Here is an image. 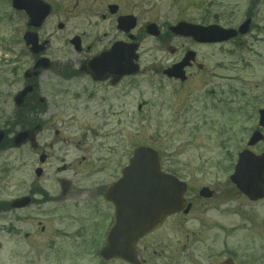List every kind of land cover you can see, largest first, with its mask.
Masks as SVG:
<instances>
[{
	"label": "rangeland",
	"instance_id": "rangeland-1",
	"mask_svg": "<svg viewBox=\"0 0 264 264\" xmlns=\"http://www.w3.org/2000/svg\"><path fill=\"white\" fill-rule=\"evenodd\" d=\"M43 1L52 12L35 32L40 41H48L45 56L51 61L89 60L116 41H126L107 12L110 4L120 8L119 14L135 16L141 26L155 23L161 33L179 21L235 28L251 18V25L249 33L235 41L197 49L209 69L217 62L214 107L203 114L210 124H200L196 104L191 101L183 107L180 95L181 99L163 94L169 105L162 113L136 111L151 97L150 67H164L171 58L155 38L140 37L137 77L113 88L103 86L100 93L106 101L101 105L106 114L98 102L73 112L77 102L54 95L61 83L51 81V73L44 74L39 94L46 112H31L27 118L45 126L33 132L27 144L16 148L7 142L0 147V264H125L99 258L104 231L99 222L105 207L100 199L96 206L90 202L96 190L107 188L119 175L138 146L157 150L163 170L186 182L190 194L197 195L203 186L215 192L214 201L196 204L195 214L184 224L195 237L185 240L184 235L167 232L168 241L153 243L164 255L152 257L151 264H208L212 256L221 259L228 252L236 264H264V200L249 202L229 181L238 152L257 130V111L264 104V0ZM26 23V16L14 11L10 0H0V130L10 139L21 132L14 124L20 109L13 98L27 84L24 74L33 66V56L22 41ZM59 23L64 25L61 31ZM75 36L81 40L80 53L69 44ZM170 44L178 46L176 41ZM46 79L51 81L48 86H58L48 91ZM49 143L52 149L42 167L37 147L41 150ZM250 150L264 153V141ZM36 167L43 168L39 179L34 176ZM33 187L55 199L63 187L68 196L46 203L37 196L38 202L25 210L1 209Z\"/></svg>",
	"mask_w": 264,
	"mask_h": 264
},
{
	"label": "water",
	"instance_id": "water-1",
	"mask_svg": "<svg viewBox=\"0 0 264 264\" xmlns=\"http://www.w3.org/2000/svg\"><path fill=\"white\" fill-rule=\"evenodd\" d=\"M12 7L18 11H24L28 16V26L38 28L42 25L50 12L48 5L40 0H12ZM111 13H115L116 7H110ZM250 21L243 23L238 32L224 30L218 26L201 27L188 23H179L170 31L176 35L191 37L198 43H220L234 39L237 34L244 35L248 32ZM135 27L132 17L118 19V29L125 32ZM62 29V25H58ZM264 30V27H263ZM147 33L157 36L158 31L155 25L147 27ZM27 46H31V52L37 54L43 51V46H38L37 38L32 33L24 35ZM78 50L79 40L71 41ZM136 47H124L117 43L109 52L101 54L90 61L92 68H97L102 73H110L117 77L130 75L136 71L132 64L133 53ZM192 54L186 55L182 63L165 71L183 81L185 79L184 66ZM30 91L26 88L15 98L19 105L23 97ZM259 127H264V108L259 111ZM26 138V133L16 136L15 145L21 144ZM3 134L0 132V143ZM262 140L259 132H254L247 144L248 147L256 145ZM230 181L240 193L250 201H257L264 197V154L254 155L249 150H243L238 154ZM40 171H36V176ZM107 199L115 206V225L110 230L106 244L100 251L104 260L120 258L130 264L135 263V246L137 241L144 235L156 229L163 220L178 211L184 206L183 195L186 191L184 183L178 181L174 176L160 171L158 154L146 147H140L133 151L128 166L122 171V177L109 189ZM202 197H209L210 193L204 188L199 193ZM30 200L21 198L11 203L12 209H22L28 206ZM189 207L186 209V211Z\"/></svg>",
	"mask_w": 264,
	"mask_h": 264
},
{
	"label": "flooded vegetation",
	"instance_id": "flooded-vegetation-1",
	"mask_svg": "<svg viewBox=\"0 0 264 264\" xmlns=\"http://www.w3.org/2000/svg\"><path fill=\"white\" fill-rule=\"evenodd\" d=\"M108 7V5L106 6ZM107 9V8H106ZM120 8L115 15H110L111 18H115V22L118 17L130 15L120 13ZM106 16L101 15V19L104 20ZM147 24L141 26L136 19V28L132 31L133 34L132 39H129V34H124L127 42L132 41L139 45L140 37L145 36V27ZM40 41V40H39ZM157 41L162 42L165 48H161L162 50L166 49L167 54L170 55L171 58H168L164 64V67L152 66L150 67L149 72L152 76L149 77V88L151 91V97L147 102H143L142 104H138L136 107V111L141 113L144 109L149 111V113H162L164 107L168 106L169 103L162 99V95H168L170 97H178L183 98L181 104L183 107H186L187 103L191 104V101L196 104V109L199 112L200 124H210L211 120H207L204 118L203 114L208 111L210 112L214 105L213 98L217 95V62H213L210 69L206 65V61L201 55V53L197 50L199 47H211L212 45H200L195 43L190 38H183L173 36L169 32H165L160 35ZM176 41L178 42V46H173L170 43ZM40 42H45L48 46V41L43 40ZM126 42V41H123ZM188 52L194 53L193 60L185 67L184 73L186 76L185 81L180 82L173 78L163 75V71L173 67L182 62L183 58ZM46 51L43 52L42 55L33 58V65L36 64V60L40 57H46ZM47 58V57H46ZM205 62V63H203ZM158 67V68H157ZM46 73H51L53 75L51 81L57 79L61 84H64V87L59 85L58 91L53 92L56 96H68L74 102H77L74 105L73 112H77L80 110H86L87 106L90 102H98L100 110L107 113L105 109L102 108L103 103H105V98H101V90H105L103 86L116 87L124 80L131 79L133 77H115L109 74L98 75L95 71H93L89 65L87 60H82L78 62H68V61H49L45 67H43L42 63L38 67L32 66L30 71L31 79H29V83L27 85L30 86L31 91L26 97L23 99L21 103L20 112L24 114H28L31 112L36 113H45L46 105H44V98H41L39 94V89L44 85L42 83L43 75ZM135 77V76H134ZM45 79V78H44ZM47 80V79H46ZM51 81L47 80V90L53 91L54 88L58 85L48 86ZM180 95V97H179ZM180 98V99H181ZM188 99V100H187ZM82 102L81 104H79ZM139 106H141L139 108ZM81 107V109H79ZM25 120V119H24ZM41 121H31V123L27 122L22 126V130L28 132L26 142L29 143V140H32V134L37 129H41L45 126V124H39ZM4 140L8 142V144L12 143V140L9 138V135L6 131H4ZM56 136L58 132L54 133ZM27 144V143H26ZM52 149V143L44 144L40 148L37 147L36 156H38V163L43 167V165L48 161L49 156L48 152ZM41 167V168H42ZM43 176V168L41 169ZM121 171V170H119ZM120 173V172H119ZM40 177V178H41ZM118 177H116L112 182H114ZM110 183V184H111ZM60 196L56 199L54 197L48 196L47 194H41V191L38 190V187H33L32 190L27 194L31 199V204L37 203V196L42 197V201H60L62 198L68 196V192L62 187V191H60ZM212 197L210 199L200 198L193 192L190 194L188 192L185 195L186 204L190 205V210L185 212V208L174 215H171L165 219L162 225L150 233L149 235L140 239V241L136 245V260L137 264H151L150 259L152 257H156L159 255H164L163 248H154L153 243L158 240L168 241L169 237L167 232L174 231L179 236L184 235L185 240H189V238H194L196 235L195 231L186 232L184 228V224L187 222L188 218L195 214V205L196 204H207L215 199V192L212 191ZM46 193V192H45ZM106 189L96 190V194L91 199V203L96 206V198L100 199L102 205L105 207V210L101 212L102 216L99 224L101 223V227L105 230H108L113 226V206L111 203L107 202ZM49 198V199H48ZM199 223L206 226V221H203L199 218ZM106 232V234H107ZM106 234L103 239L105 240ZM184 258V257H183ZM208 264H236L233 255L231 252L221 259L216 257H211L209 259Z\"/></svg>",
	"mask_w": 264,
	"mask_h": 264
}]
</instances>
